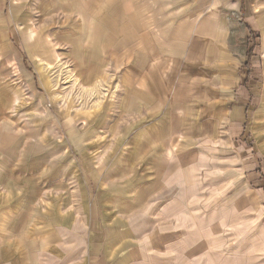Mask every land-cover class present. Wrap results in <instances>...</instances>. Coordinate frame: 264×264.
I'll return each mask as SVG.
<instances>
[{
    "label": "rangeland",
    "instance_id": "rangeland-1",
    "mask_svg": "<svg viewBox=\"0 0 264 264\" xmlns=\"http://www.w3.org/2000/svg\"><path fill=\"white\" fill-rule=\"evenodd\" d=\"M242 1L215 57L165 78L158 0H0V264L68 261L77 223L112 241L163 216L211 264H264V0Z\"/></svg>",
    "mask_w": 264,
    "mask_h": 264
},
{
    "label": "crops",
    "instance_id": "crops-1",
    "mask_svg": "<svg viewBox=\"0 0 264 264\" xmlns=\"http://www.w3.org/2000/svg\"><path fill=\"white\" fill-rule=\"evenodd\" d=\"M242 6H244L242 0H158L156 5L151 6V17L154 18L151 23L154 27L151 30L150 45L151 74L159 76L163 74L166 75L165 78L169 75L172 77L181 71L183 60H190L187 61V65L195 66L203 62V59L214 58L215 54L208 52L209 47L220 40L221 36L225 37L229 34L231 19L243 10ZM143 47L145 50H150L147 44ZM204 47L207 53L197 51ZM165 78L164 88L168 90V82H166L168 80ZM153 81L157 85V80L151 79V84ZM158 81L162 82V78ZM156 87L158 89L159 84ZM255 167L256 165L250 169L249 165H246L248 168L246 177L250 182L258 178ZM165 217L149 218L150 222L149 219L139 220L143 223L141 231L135 224L137 219H129V223L125 219L121 223L114 219L116 220L114 225L121 228L116 233H121L115 235L112 241L109 237L106 238L102 231L92 241V237L86 235L85 228H80L81 225L77 223L79 228L70 233L73 245L63 253V257L67 255L69 260L61 264H108L109 258L116 259L113 264H151V258L154 257L162 258L164 264H176L177 262L172 263V259L179 257L181 259L178 264H181L185 259L188 261L195 256V264L213 262L209 260L215 258L212 252L211 255H206L208 259H205L203 256L205 251L202 250L204 245L200 248L195 241L188 240L187 231L182 234L181 240L174 241L171 237L168 238L169 229L165 228V225L166 223L171 225V219ZM101 239H104V242L100 241ZM119 242L122 243L119 245ZM179 246L178 251H175ZM73 258L80 261L73 263L71 260Z\"/></svg>",
    "mask_w": 264,
    "mask_h": 264
},
{
    "label": "trees",
    "instance_id": "trees-1",
    "mask_svg": "<svg viewBox=\"0 0 264 264\" xmlns=\"http://www.w3.org/2000/svg\"><path fill=\"white\" fill-rule=\"evenodd\" d=\"M244 7V6H243ZM251 50L248 51V54H250ZM251 55V54H250Z\"/></svg>",
    "mask_w": 264,
    "mask_h": 264
}]
</instances>
